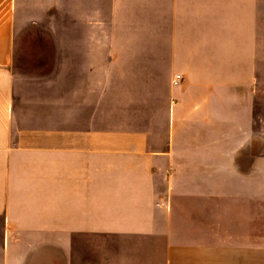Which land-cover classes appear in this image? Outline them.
Wrapping results in <instances>:
<instances>
[{
    "label": "crops",
    "instance_id": "crops-1",
    "mask_svg": "<svg viewBox=\"0 0 264 264\" xmlns=\"http://www.w3.org/2000/svg\"><path fill=\"white\" fill-rule=\"evenodd\" d=\"M263 200L264 0H0V264H264Z\"/></svg>",
    "mask_w": 264,
    "mask_h": 264
},
{
    "label": "rangeland",
    "instance_id": "rangeland-1",
    "mask_svg": "<svg viewBox=\"0 0 264 264\" xmlns=\"http://www.w3.org/2000/svg\"><path fill=\"white\" fill-rule=\"evenodd\" d=\"M260 9H263V7H259ZM34 31L39 32L40 34H42L44 37V39L47 41L46 46L44 47V45H42L43 47L39 46V49H37L36 47L32 46L31 48L28 47V40L29 42H31L32 40L35 42L36 40H34V37H31L30 35L32 33H34ZM58 31V30H57ZM35 32V33H37ZM39 34V35H40ZM27 35H29L27 37ZM16 47L14 49L13 52V67H16L18 70H23L25 72H33V73H38V72H48L49 76L52 78L55 77H61L64 73L63 70H60L58 67L60 66H56V61L58 60V57L62 59L63 54H56V53H46L48 49L51 48L52 44H49V39L47 37H45L43 31L41 33V29L37 28L34 23H30L28 25H25L23 29H21L17 35H16ZM41 41V40H40ZM32 50H39V53H31ZM42 51H46V52H42ZM31 53V54H30ZM54 62V63H53ZM42 63V67H44V70H37V69H33V65H41ZM48 64V65H47ZM54 64V65H53ZM53 65V67H52ZM15 70V69H14ZM17 71V70H16ZM66 74H65V79L69 80V78H71V68H67L65 70ZM62 73V75H60ZM178 75V74H175ZM58 79V78H57ZM57 79L53 80L52 84H48V88H42L39 84V82H19V85L22 86L21 90H20V94L23 96H28L30 94L33 93H38V94H45L46 92L50 93V94H55V89H56V83H57ZM70 82V83H69ZM65 83L67 85H65V88L68 89L70 88L71 85V80L70 81H65ZM219 91L216 93V96H219V102L217 103L219 105V107H223L225 108V110L229 111L231 110V104L229 105V103L227 104V101H225L224 99L228 96L227 92H231V87H218ZM226 122H229L231 119L226 118L225 119ZM227 124V123H226ZM209 127H210V133H214L215 131H217V119H209ZM231 135H227L226 134V147L230 146L231 147ZM229 156H231V149H226V158H228ZM229 167V171H227V167H226V175H231V168L232 166H228ZM215 169L216 167L212 166L210 164V166H208V176L209 179H212L211 177H215ZM231 179V178H230ZM229 185H231L230 182H226V186L229 187ZM226 187V189L228 188ZM231 187V186H230ZM202 201H200L199 199L197 200H193L190 202L191 205H198L201 206L203 203H201ZM217 198L216 197H210L208 199L207 204L204 203V205H207L210 208V213L207 215L208 220H212L215 221L216 220V206L218 205L217 203ZM262 203L260 204H264V200L261 201ZM212 212V213H211ZM198 216V215H196ZM199 217V216H198ZM200 218V217H199ZM114 248V247H113ZM86 254H94L96 253L97 256H101L103 254H105V246L104 244H97L96 245V250L94 252L89 251L88 247H86ZM87 256V255H86ZM98 264H100L98 262Z\"/></svg>",
    "mask_w": 264,
    "mask_h": 264
},
{
    "label": "built area",
    "instance_id": "built-area-1",
    "mask_svg": "<svg viewBox=\"0 0 264 264\" xmlns=\"http://www.w3.org/2000/svg\"><path fill=\"white\" fill-rule=\"evenodd\" d=\"M180 80V75H174L172 79V84H177Z\"/></svg>",
    "mask_w": 264,
    "mask_h": 264
}]
</instances>
